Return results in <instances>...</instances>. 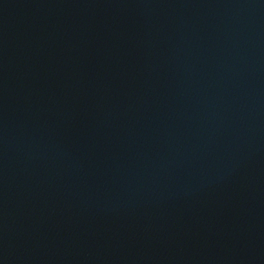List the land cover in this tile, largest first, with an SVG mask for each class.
I'll return each instance as SVG.
<instances>
[{"label":"water","instance_id":"obj_1","mask_svg":"<svg viewBox=\"0 0 264 264\" xmlns=\"http://www.w3.org/2000/svg\"><path fill=\"white\" fill-rule=\"evenodd\" d=\"M0 264H264V0H0Z\"/></svg>","mask_w":264,"mask_h":264}]
</instances>
